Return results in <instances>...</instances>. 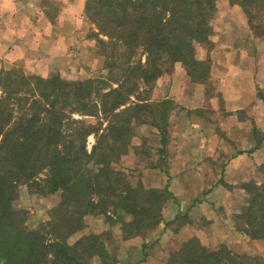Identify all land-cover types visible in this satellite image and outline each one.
I'll use <instances>...</instances> for the list:
<instances>
[{"label": "trees", "instance_id": "obj_1", "mask_svg": "<svg viewBox=\"0 0 264 264\" xmlns=\"http://www.w3.org/2000/svg\"><path fill=\"white\" fill-rule=\"evenodd\" d=\"M231 1L244 8L248 22L252 7L264 4ZM215 2L87 0L85 14L98 29L94 35L108 76L68 81L58 75H26L16 67L0 70L1 264H87L93 252L104 251L102 235L90 233L72 244L67 239L83 228L88 214L105 215L111 227L120 224L125 237L157 226L163 204L173 198L167 186L133 184L123 168L111 165L128 152L133 124L147 120L143 114L152 117L148 123L154 127L167 118L169 100L139 102V80L149 90L166 59L181 62L192 79L208 78L209 61L196 60L193 45L208 41ZM90 117L106 124L99 120L93 125ZM92 133L95 142L88 150ZM260 170L264 177V163ZM41 173L45 176L38 178ZM38 180L45 185L37 193L59 191L60 199L45 224L29 229L13 203L20 184ZM246 188L250 205L236 215L243 223L236 228L252 239H264V181ZM79 246L82 251L77 252ZM190 248L174 258L181 264H242L226 248L208 251L200 245L192 253Z\"/></svg>", "mask_w": 264, "mask_h": 264}, {"label": "crops", "instance_id": "obj_2", "mask_svg": "<svg viewBox=\"0 0 264 264\" xmlns=\"http://www.w3.org/2000/svg\"><path fill=\"white\" fill-rule=\"evenodd\" d=\"M86 1L0 0V70L4 65L15 64L22 65L27 73L42 77L57 73L71 80L89 77L101 60L96 53L97 40L92 33L94 28L85 14ZM48 2L58 7L55 18L47 14ZM222 12L227 13L215 21L209 47L199 44L197 49L198 59L210 61L206 81L184 86V81L188 80L186 71L181 63H175L170 75L160 77L154 87L155 91L161 93L156 100L170 98L184 107L183 110L177 108L176 119L172 121L174 127L167 141L170 140V148H178L176 155L183 156L178 168L187 172L162 181L159 166L155 164L146 168L145 186L161 188L163 183L164 186L170 184L169 188L177 191L174 194L177 203H168L167 211L166 208L162 210V220L154 228V232L158 233L153 240L149 241L148 236H138L119 241L124 250L122 252L134 248V264L140 257L144 260L141 264H163L165 255L177 249L192 234L199 238L203 235L208 242L212 240L209 238L211 233L219 242L245 239L251 243L261 240L250 239L236 231L232 224L225 232L216 226L209 227L207 232L202 231L198 228L200 221L194 219L203 218L202 212H205L209 220L216 212L210 213L206 202L188 206L193 199L199 198V192L191 193L190 188L184 189V186L192 184L190 179L187 180L191 171H202L193 176L196 184H208L214 180L220 186V178L225 172L240 175L244 169H254L262 160L254 159L259 151L257 148L251 152L249 148L255 146L254 126L264 136V36L251 33L246 18L237 6H229L219 14ZM209 84L214 86V94H208ZM208 104L211 105L210 110L206 109ZM195 108H204L205 116L187 113L186 109ZM223 112L228 113V120H223ZM142 136H136V141L132 142L137 151L141 149ZM165 146L167 148L168 144ZM133 151L124 157L137 158V152ZM174 186H178L179 190L183 187V192ZM217 191L218 188H215L205 196L207 201L214 202L215 208L214 195ZM178 215H189L190 218L186 217V222L176 227H173L174 223L165 224ZM189 221L197 227L187 225ZM118 256L122 257L120 253Z\"/></svg>", "mask_w": 264, "mask_h": 264}, {"label": "rangeland", "instance_id": "obj_3", "mask_svg": "<svg viewBox=\"0 0 264 264\" xmlns=\"http://www.w3.org/2000/svg\"><path fill=\"white\" fill-rule=\"evenodd\" d=\"M229 6H237L241 10L242 15H244L243 17L246 18V21H247V24L249 26V30L251 31V33L259 37L264 36V4L258 8L252 7V9L250 10L252 19L251 21L248 22V18H247L244 8L240 4L234 3L231 0H216L215 11H214L213 17L209 20L210 28L212 30L210 36L213 33L215 21L218 20L224 13H227V12H222L219 14V12L226 11ZM57 12H58L57 5L55 3L53 4V2L52 3L48 2L47 4L48 16H52V18H55ZM88 22L92 25V28H94L93 30L94 32L92 33H93V36L96 38V35H94V33L97 32L98 29L93 23V20L88 19ZM210 36L206 43L201 44L202 46L209 47V45L211 44ZM103 37L106 39L105 36ZM193 47H194L193 57L196 60H200L197 57V49H199L200 47L199 43H194ZM96 53L98 54L101 62L96 68H94V70L89 75V77H86L85 79H77V80L72 79L71 80V79L64 78L58 73L55 75H58L60 76L61 79L68 80V81H78V80L82 81V80H86L89 78H95L98 76L99 77L101 76L105 77L106 75L108 76L109 75L108 70L103 68L104 56L100 54V49L98 47L97 42H96ZM141 57H142V61H144L145 56H140V58ZM200 61H204V60H200ZM175 63H181V62L179 61L170 62L169 60L166 59L161 63L163 72L160 74V76H158L155 79V81L152 83L149 90H147V85L144 84L141 80L137 82V91H138L137 93L140 94L142 98V100L139 101L140 103H145V102L147 103L151 101H153L152 103H157V102H160L166 99L169 100L170 102H169L168 110H167V118L164 121L165 123L161 122L159 127H154L150 123H148L151 121L152 117L147 116L145 114H143V116L147 117L146 121L144 120L143 122H137L133 124L134 134L132 132V135L130 137V143H129L128 150H127L128 152L122 155L117 163H113L111 165L117 169L123 168L129 174L130 176L129 179L131 180L133 184H136L139 181L143 184V186H145L143 180H144V176L146 173V168L149 166L155 165V164L159 166L158 169L160 170V174L162 175V181H164V178L166 180H169L173 176L176 177L175 176L176 174L183 175V172H187L184 169L180 170L181 168H178L179 160H182V157H183L181 155L180 156L176 155L178 154L177 152L178 148H170V145H171L170 140L167 141L168 134L170 131H172V128L174 127L172 121L176 119V112H178L177 108L180 107L182 109L184 107L178 105L176 102H174L170 98L156 100L157 98H159L161 93H158L157 91L154 90L157 80L162 76L170 75V73L174 69ZM208 63H209V68H210V61ZM12 67H16V69L22 70L26 75H38L35 73H32V74L27 73L22 65H15V64L4 65V68H12ZM183 68L186 71V68L184 66ZM186 74H187L188 80L184 81V86L186 85L192 86L193 84L203 83L206 81V80L197 81L194 78L192 79V77L187 73V71H186ZM209 85H210V89L208 90V94H211V93L214 94L213 93L214 86L211 84ZM146 95L148 97L147 100H146ZM130 98L133 99L132 97ZM210 107H211L210 104L206 105V109L210 110ZM186 110L188 114L196 113V114H202L203 116H205L203 112L205 111L204 108H195V109H186ZM74 117H79V115L75 114ZM228 117H229L228 113L223 112V120H226V119L228 120ZM88 120L89 122H91V124L94 125L99 120H102V119H99L96 117H90L88 118ZM102 121H103V125H105L106 122L104 120ZM250 124L251 123H249V127H250ZM223 126H225V124H223ZM223 133H225V130H223ZM253 134L255 138L254 139L255 146L253 147V149L249 148L250 149L249 152L257 148L259 151L256 152L254 159L256 160L258 158L262 159L254 169H249L246 171L244 169V172L241 173L240 175L233 173V172L230 173V175H228L227 172H225L222 175V178H220L221 179L220 186L216 185L214 183V180L212 179H211L212 181L208 184H202V183L196 184V182H194L196 179L192 180L193 176L194 174L197 175L200 172H202L201 170L197 169L195 170V173L194 171H191L192 173L188 174L187 180L190 179L192 181V184L190 186H184V189L190 188L191 193H193L196 190L199 192V198L193 199V201H191V204L188 206H192V205L197 206L198 203L204 204L203 202H206L208 203V205H206V208L210 211V213L216 212V215H214V217H212L209 220H207L208 217L206 218L205 212H202L203 218H200L197 220L194 219L195 221H200L198 223V228H200L202 231L204 229V231L207 232L209 227L216 226V227H220L221 230L225 232L227 231V229H230L229 225L232 224V226H234L236 231H239L245 234L244 232L236 228L237 226H240V225L243 226L242 221L238 220L236 218V215L245 213L244 211L245 208H247L250 205V202H249L250 194L247 191L246 185L252 184L254 187H259L260 185L263 184V181H264L263 174L260 170L261 165L264 163V144H263L264 136H262L261 132H258L256 126L253 127ZM139 135H143L140 141L141 143L140 145L142 146H141V149L137 151V149L133 147L132 142L134 143L136 141L135 137L136 136L139 137ZM162 140L164 141L163 144L161 142ZM94 142H95L94 136L92 133L87 138V149L88 150H90ZM166 144H168L167 148L165 146ZM133 150L137 152V158L135 157L134 159H129L128 157H124L127 154L134 153ZM169 153H172V155H170ZM169 158H171L170 159L171 162ZM197 159H198V156H197ZM174 163H177V164L175 165ZM210 172H211V169H210ZM204 173H206V171ZM44 176L45 174L41 173L38 175V178H43ZM37 182L38 184H35V185L30 184V183L20 184L18 187L17 199L13 203V207L16 210H20L23 212L24 220H25L23 225H25L29 229H36L37 226L40 225L41 223L45 224L48 221L50 210L58 203L60 199L59 191L55 193H49L46 195L37 193L38 192L37 189H39L40 187L43 188L45 185L42 180H38ZM163 184L160 189L162 190L165 186H167L168 190L173 194V198L172 197L167 198V201H165V203L163 204L160 210L161 220H162V215H163L162 210L166 208L165 211H167L168 206H169L168 203H173L174 205L177 203L176 198L174 196L175 192L177 191H173L172 187L169 188L170 184H167L165 186ZM145 187L147 188V186ZM174 188L180 192H183L182 190L183 187L180 190L178 189V186H174ZM215 188H218L217 193H215L214 195L215 202L217 205L216 208L213 206L214 202H209L205 199V196L209 194L211 191H214ZM185 218L188 219L190 218V216L189 215H178L176 218L174 217V219H172L171 221L169 220V222H166L165 224L173 225L172 223H174L175 225L173 227H176L177 225L180 226L181 222H186ZM84 222L85 223H84L83 228H81L79 231H76L73 235L69 236V238L67 239V242L69 244H72L76 240L83 238L84 236L89 235L90 233H94V234L102 235L101 239L103 240V244L105 247L104 251L93 252V254H91V256H89L85 260L87 264H123V263L124 264H134L136 262V255L133 253L134 248L132 247L131 250L122 252L124 250H122L121 248L122 246L119 241L128 240V239L130 240L131 238L138 237V236H142V237L148 236L149 241H150V239L153 240V238L156 237L158 233V231L154 232L155 229L153 228L150 230H144L142 235H136L133 237H125L123 236L122 227L120 226V224H116L114 227H111L108 223L109 222L108 219L103 214L102 215H89L88 214L84 217ZM190 224L194 228L197 227V225H195V223H192V221H189V223H187V225H190ZM118 235L121 237V239ZM245 235L248 236L247 234ZM50 237L51 236L49 234H45V239L49 240ZM43 238H44V235H43ZM209 238L212 239L210 240V242H208L207 237H203V235H201V238H199L195 234L189 235L180 244V246L177 249H174L170 251L168 255H165L166 258L163 264H171V263L181 264V262L177 259V257L174 258L175 254L185 249L186 246L191 247L189 252L192 253L191 252L192 248L193 247L197 248L200 245L202 247H205L208 251H214V250H220V249L226 248V250H228L229 253L238 255L240 257L238 258V260L242 264L244 261H245V264H264V241H261L264 239L257 240V241L255 240L251 243L246 242L245 239L244 240L231 239L230 241L228 240V242H225V241L219 242L218 239H214L213 233L210 234ZM80 251H82V246H79L77 249V252H80ZM118 253H120L122 257L118 256ZM172 254L174 255L172 256ZM143 261L144 260L140 257L136 264H141Z\"/></svg>", "mask_w": 264, "mask_h": 264}]
</instances>
